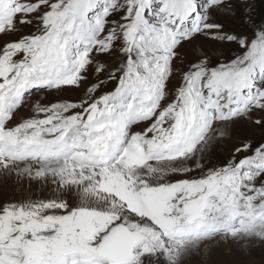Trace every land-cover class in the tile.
Wrapping results in <instances>:
<instances>
[{
  "label": "snow or ice",
  "instance_id": "6c2138e0",
  "mask_svg": "<svg viewBox=\"0 0 264 264\" xmlns=\"http://www.w3.org/2000/svg\"><path fill=\"white\" fill-rule=\"evenodd\" d=\"M0 191V264L264 253V8L0 0Z\"/></svg>",
  "mask_w": 264,
  "mask_h": 264
},
{
  "label": "rangeland",
  "instance_id": "374dc122",
  "mask_svg": "<svg viewBox=\"0 0 264 264\" xmlns=\"http://www.w3.org/2000/svg\"><path fill=\"white\" fill-rule=\"evenodd\" d=\"M256 3L259 8H264V0H256ZM215 55H219L216 53ZM36 99L35 96L31 97V101ZM75 99V97H73ZM52 186L49 184L46 188H41L38 184H33L31 187L28 186L27 182H24L20 185L16 191L11 194L15 197H39V196H47L51 192ZM3 195V192L0 191V196ZM264 255V253H260L258 251H254L251 255L247 253H242L239 250H234L231 246H223L221 245L216 253L215 259L219 262V264H260V258Z\"/></svg>",
  "mask_w": 264,
  "mask_h": 264
}]
</instances>
